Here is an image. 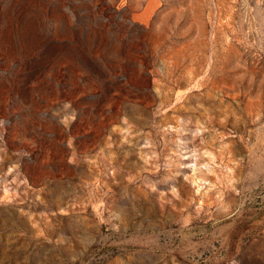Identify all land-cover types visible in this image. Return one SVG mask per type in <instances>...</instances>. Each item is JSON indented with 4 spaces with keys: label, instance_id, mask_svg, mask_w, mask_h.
I'll return each instance as SVG.
<instances>
[{
    "label": "rangeland",
    "instance_id": "rangeland-1",
    "mask_svg": "<svg viewBox=\"0 0 264 264\" xmlns=\"http://www.w3.org/2000/svg\"><path fill=\"white\" fill-rule=\"evenodd\" d=\"M0 264H264V0H0Z\"/></svg>",
    "mask_w": 264,
    "mask_h": 264
}]
</instances>
